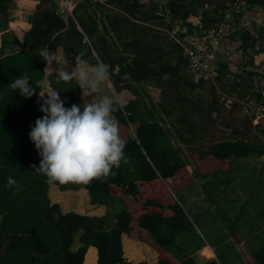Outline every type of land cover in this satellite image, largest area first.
<instances>
[{
	"label": "trees",
	"instance_id": "obj_1",
	"mask_svg": "<svg viewBox=\"0 0 264 264\" xmlns=\"http://www.w3.org/2000/svg\"><path fill=\"white\" fill-rule=\"evenodd\" d=\"M247 1L252 5L264 4V0ZM207 2L212 1L167 0L165 4L150 6L139 0H82L77 3L73 16L66 20L53 0H39L35 12L29 17L30 29L19 38L15 32H3L9 28L10 9L15 7V2L0 0V237L4 234L8 239L5 250L0 251V264H82L89 245L98 248L99 264H135L123 257L122 233L141 238L143 230L152 233L162 221L182 212L166 190L164 181L170 183L173 179L177 182L174 187H187L192 183V176L186 171L188 161L182 156L183 148L171 141L169 130L174 126L168 129L162 124L163 117L159 115L158 108L163 104H155L148 99V105L141 98L144 94H137L136 99L113 113L119 122L120 136L126 142V162L113 167L107 177L83 184L93 202H100L104 196L120 195L124 203L125 208L117 214V227L102 231L103 218L74 212L64 214L58 203L50 204L47 178L32 168L34 164L39 167L41 157L29 137L35 120L45 115L37 103L40 89L37 88L33 96L26 98L18 90L13 92L10 85L18 77L28 76L33 81L29 83L35 87V81L47 76V62L40 53L48 47L59 46L68 55L76 54V57L91 63L102 61L109 65L110 78L116 87L121 82L137 93L139 89L144 90L147 83L163 85L165 79V84H170L175 80L178 66L183 64L186 69L187 58L180 54L175 64L172 56L164 58L159 49L161 44L154 37L156 30L139 21L160 26L164 19V15L159 14L160 8L168 12L172 19L187 21L199 5L204 6ZM225 7L226 3L220 2L215 10L217 12ZM131 18L138 20V23ZM219 20L220 17L213 20L203 17V24L210 26ZM107 23L118 31V37L134 35L135 39L123 43V50L115 43L107 44ZM131 23L134 24L133 33L125 27ZM187 25L189 31H193V26L190 23ZM167 26L170 27V24ZM242 40L246 51L254 48L250 32H244ZM129 46L135 49V57L131 61L121 57ZM177 50L182 52L178 47ZM116 65H119L118 72L114 71ZM162 72L167 75L166 78ZM56 75L52 73L48 79L52 88L58 90L64 106L70 108L73 104L79 105L81 87L75 80L70 83L58 82ZM202 81L189 82L188 88L194 90ZM254 93L260 101L259 91ZM145 95L148 96L146 92ZM180 101L192 109L194 98L189 94L183 93ZM162 111L168 112L169 116L172 114L165 107ZM263 122L264 119L260 124ZM230 129L232 135L235 128L231 126ZM241 139L216 142L205 152L192 150L196 174L207 176L220 168L226 169L236 157L256 150L255 144ZM189 140L193 138L189 136ZM8 177L14 178L22 190L16 192L15 186L6 187ZM166 196L174 200L165 199ZM149 209L157 211L147 213ZM95 219L100 223L95 225ZM80 229L86 231L85 245L72 251L70 247L74 234ZM168 239L157 238V243L151 241L159 251V264H179L163 249ZM253 258L256 264H264V246L253 254ZM90 262L88 256L86 264Z\"/></svg>",
	"mask_w": 264,
	"mask_h": 264
},
{
	"label": "crops",
	"instance_id": "obj_2",
	"mask_svg": "<svg viewBox=\"0 0 264 264\" xmlns=\"http://www.w3.org/2000/svg\"><path fill=\"white\" fill-rule=\"evenodd\" d=\"M80 1L82 0L76 1V5ZM100 1L105 2L106 0ZM139 1L149 5L150 0ZM230 1L232 0L225 3L227 4ZM162 2L165 4L167 0ZM262 6L264 4L252 5L246 11L244 19L236 21L232 29V35L227 39L221 40L220 48L229 50V54L225 57L226 60L224 59L215 82L203 79L204 81L199 86L194 90H190L187 84L189 82L196 83L201 79L194 76L187 68L184 69L185 67L182 64L175 70V80L170 84H165V79L164 83H162L163 85L156 86L154 83H147L144 86V90L139 89L136 93V90L126 88L121 82L116 87L114 80L110 78L109 84L104 87V94H112L113 92L118 94L123 101V105L136 99L137 94H144L141 98L148 102V98L145 97L146 92L151 96L154 103L165 105L166 109L172 113L180 112L182 105L183 109H188L186 104L180 101L183 93L186 92L190 97L194 98V104L192 109H190L193 114L191 113L190 117L186 116V120L192 127L189 134H186V123H182L179 119L175 120L172 114L170 116L167 115L168 112L164 113L162 111L163 108L160 110L162 112H159V115L163 117L162 124L166 128L170 129L174 126L173 129H170L171 131L169 130L171 141L175 146L183 148L182 156L188 161L186 171L192 176V183L187 185V187H174L177 182L173 179L170 180V183L164 181L166 190L175 200L168 196L165 199L177 202L176 205L179 206L182 212L174 218L162 221L152 233L143 230L141 238L133 237L127 232L122 233L123 257L132 263L159 264L161 260L159 251L152 245L151 241L153 240L157 243L155 241L157 238H170L163 249L179 264H256L253 254L264 246V222L261 221V218H264V197L256 199L255 191L259 187L258 183L243 179V174L249 175L252 171H255L257 172L258 181L264 177V122L260 124V121L264 119V30L262 28V26L264 27V7ZM203 7L215 9V5L209 6V2ZM103 9L106 11V8ZM224 9L221 8L217 12L213 11V14H210L211 19L221 17ZM198 12L197 10L196 12L194 11L187 18L193 29H198V22L202 21L201 23L203 24L202 15H196ZM62 15L66 20L69 17ZM131 19L135 22L138 21L134 18ZM20 22L24 26H21ZM139 22L164 33L166 38L172 43L171 49L173 51L168 52L167 48L165 50V47L160 45V53H163L164 58L172 56V62L175 64L182 52L177 50V47H180L168 38L167 32L164 30L167 27L165 16L163 24L159 26L162 30L151 23ZM133 25V23L125 25L126 29H131L130 33H133ZM11 26L14 28L29 26L30 29L31 24L24 20H16L11 22ZM78 28L83 31L80 25H78ZM108 30L105 34L106 43H115L121 50H123V43H128L131 39H135L134 35L118 37V31L114 29V26H108ZM246 31L250 32L252 39H254V48L251 47L247 51L243 48L244 42L242 40V36ZM17 34L19 38L23 35L20 32H17ZM86 39L89 40L87 36ZM94 39H97L96 35ZM46 50H49L51 54L56 53L59 65L65 67L69 72L75 68L76 54H66L62 46L48 47ZM222 50H219V56H223ZM134 52V47L129 46L126 51L122 52L121 57L122 59L126 57L131 61L135 57ZM95 54L97 56V53ZM83 60L89 66L97 63H91L86 59ZM59 65L55 61H53L52 65L46 64L45 70L48 81L50 74L57 73L56 69ZM118 70L119 65H116L114 71L118 72ZM161 74L165 76L164 78L167 77L163 72ZM50 87L52 88L51 85ZM81 91L83 92L82 89ZM210 91L216 92L214 98L210 96ZM255 91H259L261 94L260 101L258 100V95L254 93ZM98 98L96 96L85 98L81 93L78 106H81V110H83V103H91ZM39 100L43 103L40 97ZM227 100H230V102ZM248 105L250 107H247ZM248 108L255 113L259 111L263 115L257 118L251 116L247 111ZM113 116L117 120L114 114ZM191 118L195 120L192 121ZM210 119L214 123V127H209L208 121ZM231 126L235 128L232 135L230 133ZM189 136L193 138L192 141L189 140ZM241 138L244 139V142L255 144L254 148L257 147L254 152L246 156L236 157L234 163L238 160L242 161L241 169H232L234 163L226 169L220 168L207 175V178L210 179V184L204 181L206 179L205 176L195 175L194 169L196 165L192 150L205 152L216 142ZM215 173H218V175L212 176ZM220 175L222 182L219 181ZM191 186L193 187L190 192L187 188ZM212 186H215L217 190L215 191L211 188ZM204 189L208 190V194H210V190L214 191V195H209L208 199H206ZM251 189L255 191L250 192ZM48 196L50 204L58 203L64 214L74 212L89 217L103 218L102 231H111L116 228L118 224L117 214L125 208L124 203L120 200V195L104 196L100 202H93L89 190L82 183L49 184ZM150 197L155 198L151 195ZM168 204L172 203L168 202ZM211 206L214 209H220L225 214V222L227 220H230V224L232 222L230 231L226 230L225 236L222 239H215V241L210 240L208 237L210 222L204 216L205 211ZM152 211L157 210L149 209L147 213ZM195 218H197L198 222L195 221ZM94 222L95 225L100 223L96 219ZM85 232V229H80L74 234L70 250L76 251L85 245ZM7 243V236L3 234L0 237V251L5 250ZM222 246H225L223 252L220 251ZM233 248L238 252V261L235 260V256L231 251ZM88 256L91 259L89 264H99L98 248L95 245L87 247L82 264H86Z\"/></svg>",
	"mask_w": 264,
	"mask_h": 264
},
{
	"label": "clouds",
	"instance_id": "obj_3",
	"mask_svg": "<svg viewBox=\"0 0 264 264\" xmlns=\"http://www.w3.org/2000/svg\"><path fill=\"white\" fill-rule=\"evenodd\" d=\"M40 55L47 65H52L53 61L59 65L56 53L43 50ZM56 72L58 82L75 80L83 90V97L99 98L83 103V110L76 104L66 108L58 90L50 87L47 78L35 81V87L29 83L32 79L28 76H20L11 82L12 91L18 90L26 98L33 96L39 88V97L43 100V103L40 100L37 103L45 115L35 120V126L29 132L41 157L39 167L34 164L32 168L45 175L49 184H88L93 179L105 178L113 167L126 162V142L120 136L119 122L113 116L123 107V101L114 92L104 94V87L110 82L109 65L98 61L89 66L76 57V66L70 72L60 65ZM13 186L16 192L22 190L14 178L8 177L6 187Z\"/></svg>",
	"mask_w": 264,
	"mask_h": 264
},
{
	"label": "built area",
	"instance_id": "obj_4",
	"mask_svg": "<svg viewBox=\"0 0 264 264\" xmlns=\"http://www.w3.org/2000/svg\"><path fill=\"white\" fill-rule=\"evenodd\" d=\"M14 0L15 7L13 8L12 18L16 20L23 6L29 4L36 5L39 0L32 1L27 0ZM59 7V10L67 16H73V11L78 0H53ZM30 4V5H31ZM252 7V4L247 0H234L226 4V7L220 17V20L210 26H204L201 22H198V29L189 31L188 21L180 19H172L168 12H164L162 8L159 10L160 15L165 16L167 24L170 27H166L164 30L167 32L168 38L178 45L182 50V54L187 58V70L194 74L199 79L216 81V77L220 72L221 65L224 62L225 57L229 54V50H222L220 48V42L224 38H228L232 35V29L237 20L242 21L246 15V11ZM166 13V15H165ZM10 20V24H11ZM238 22V21H237ZM11 28H14L11 26ZM157 28L161 29L159 26ZM15 29V28H14ZM162 30V29H161ZM222 50L223 56H219V50ZM226 60V59H225ZM249 60V58H247ZM264 95V91H263ZM230 102V100H227ZM247 107H250L249 105ZM247 111L254 117H260L263 114L261 112H253L250 108Z\"/></svg>",
	"mask_w": 264,
	"mask_h": 264
},
{
	"label": "rangeland",
	"instance_id": "obj_5",
	"mask_svg": "<svg viewBox=\"0 0 264 264\" xmlns=\"http://www.w3.org/2000/svg\"><path fill=\"white\" fill-rule=\"evenodd\" d=\"M32 1H36V0H32ZM162 1L163 0H150L148 4L150 6H153V4H156V5L159 4V5H161L163 3ZM211 1H212L211 3L209 2V6H211V5L218 6V4L220 2H227L229 0H211ZM20 2H21V4H23V0L20 1ZM27 3L28 4L26 6H23L22 7V10L19 12V15L20 14L23 15L22 18H20V16H19L18 19L24 20L25 22L29 23L28 22L29 21V17L31 16V14H33L35 12L38 3H36V5H33L31 3H30L31 5H30L29 4V1ZM262 7H264V6H262ZM196 10L199 11L196 15H202V17L209 18L210 20H211V17H210L211 15L210 14L213 11L216 12L215 9H212V8L208 9V7H205L204 8L203 6H200V5L198 6V8ZM206 10H208L209 13ZM12 14H13V9H10V19H11V21H14L15 19L11 17ZM20 25L21 26H24V24L21 23V22H20ZM27 29H29V26L27 28L26 27L25 28H21L20 26L15 27V29L14 28H11V24L9 23V28L6 29L3 32H15L16 34H17V32H20L21 34H23V32L26 31ZM153 29H155V28H153ZM155 30H156V32L154 33L155 34L154 37L156 38V40L158 42H160L161 47L162 46L165 47V50L167 48V51L168 52L173 51V49H171L172 48V43L166 38V36L164 35V33L161 32V31H159V30H157V29H155ZM0 39H1V36H0ZM0 43H1V41H0ZM210 96H212L214 98L216 96V92L215 91H210ZM145 97H147L149 100H152L151 99V96L149 94H148V96H145ZM152 102H154V101H152ZM155 104H157V103H155ZM163 107H165V105H162L161 107H159L158 108V111L159 112H162L160 110ZM191 113L193 114V112L190 109H183V105L181 107V111L180 112H173L172 113V115H174V119L175 120L179 119L182 123H186V126H185L186 127V134H189V131L192 129V127L190 126V124L186 120V116L187 117L188 116L190 117V115H192ZM191 120L194 121L195 119L194 118H191ZM208 124H209V127H214V123H212V120L211 119L208 121ZM241 168H242V161H239V160L236 163H234V165L232 166V169H241ZM194 171L196 173V168L194 169ZM195 173H193V174H195ZM218 173L212 174V176H217ZM256 173L257 172L252 171L249 175L243 174V179L251 180V181H254V182L258 183L259 187H258L257 191L252 190V189L250 190V192H252V191H255L256 192V199H258V198L264 197V177L261 178L258 181V178H257V174ZM195 175L197 176V174H195ZM198 177H200V176H198ZM205 177H206V179L204 181H207L208 184H210V181H209L210 179H208L207 176H205ZM219 177H220L219 178V181L222 182L221 175ZM200 180H202V179H200ZM192 187L193 186L187 188L188 191L191 192ZM211 188H213L215 191L217 190V189H215V186H212ZM203 191L206 192V199H208L209 195H214V191H211L210 190V194H208V192H207L208 190L207 189H204ZM259 191H260V193H259ZM211 197H213V196H211ZM261 212L259 213V216H260ZM204 216H205V219H207L210 222L209 229H208V231H209L208 232V237H209L210 240L215 241V239H222V237L225 236L226 230L230 231L231 226H232V222H231V224H230V220H227V222H225L224 219L226 218V216H225V214L220 209H214L211 206V208H208L205 211ZM195 219H196L195 221L198 222L197 218H195ZM261 221L264 222V218H261ZM224 249H225V246H222L220 251L223 252ZM231 251L233 252V254L235 256V260L238 261L239 255H238V252L236 251V249L233 248Z\"/></svg>",
	"mask_w": 264,
	"mask_h": 264
}]
</instances>
